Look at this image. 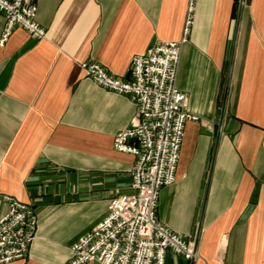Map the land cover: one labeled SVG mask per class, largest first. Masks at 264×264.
I'll list each match as a JSON object with an SVG mask.
<instances>
[{
    "label": "crops",
    "instance_id": "1",
    "mask_svg": "<svg viewBox=\"0 0 264 264\" xmlns=\"http://www.w3.org/2000/svg\"><path fill=\"white\" fill-rule=\"evenodd\" d=\"M187 1L34 0L45 39L15 28L0 46V217L10 197L38 220L26 257L8 264H66L110 198L130 193L134 158L112 141L135 105L80 64L126 80L134 56L180 40ZM175 85L198 121L156 216L199 258L164 264H264V0H197Z\"/></svg>",
    "mask_w": 264,
    "mask_h": 264
},
{
    "label": "built area",
    "instance_id": "2",
    "mask_svg": "<svg viewBox=\"0 0 264 264\" xmlns=\"http://www.w3.org/2000/svg\"><path fill=\"white\" fill-rule=\"evenodd\" d=\"M197 0H188L182 35L177 42H156L134 56L126 80L94 62L80 64L84 76L102 89L123 95L135 105L129 126L113 136L116 152L133 156L130 193L110 198L106 216L71 247L66 264H164L167 253L188 263L198 252L192 241L172 232L156 216L158 195L175 182L184 127L198 121L187 111V97L176 88L180 51L188 40ZM34 0H0L4 25L0 46L15 28L33 39H45L36 21ZM0 217V264L26 257L35 239L38 220L34 208L3 197Z\"/></svg>",
    "mask_w": 264,
    "mask_h": 264
}]
</instances>
